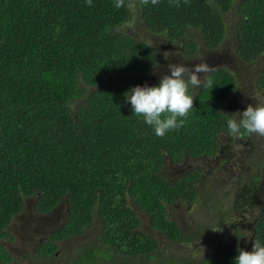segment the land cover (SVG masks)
Masks as SVG:
<instances>
[{"label": "trees", "instance_id": "obj_1", "mask_svg": "<svg viewBox=\"0 0 264 264\" xmlns=\"http://www.w3.org/2000/svg\"><path fill=\"white\" fill-rule=\"evenodd\" d=\"M234 5L235 54L255 63L264 56V0H123L121 7L116 0L91 6L86 0H0L1 240L32 197L39 213L68 204L64 222L37 241V259L53 257L59 242L80 236L93 221L98 239L75 250L71 262L81 251L83 264H93L96 248L121 261L152 256L158 242L136 232L140 219L132 205L171 243H183L187 235L167 205L192 199L193 178L167 180L162 167L166 159L215 150L218 132L227 130L220 108L235 93L236 78L222 66L212 68L201 86L190 88L194 109L183 127L159 137L132 114L124 96L131 83L105 76L147 75L158 60L146 40L152 35L178 42L185 59L196 54L194 29L207 50L219 49ZM133 18L135 34L125 28ZM255 83L264 89V68ZM255 219L254 240L264 242V213ZM221 250L209 263L234 264L238 250L230 256ZM9 260L0 244V261Z\"/></svg>", "mask_w": 264, "mask_h": 264}, {"label": "rangeland", "instance_id": "obj_2", "mask_svg": "<svg viewBox=\"0 0 264 264\" xmlns=\"http://www.w3.org/2000/svg\"><path fill=\"white\" fill-rule=\"evenodd\" d=\"M238 18L239 14L234 5L226 15V39L217 50H207L200 34L194 29L193 37L196 39L198 47L196 54L190 59L182 57L181 46L178 42L165 41L160 35L148 36L146 40L151 44L158 57L156 64L149 73L142 76L108 74L105 76L106 80L119 77L129 81L131 87L145 83L151 85L159 81L161 76L167 74L169 64L179 63L192 67L193 64L203 62L211 69L222 66L228 69L237 81L235 93L223 108L229 113V117L237 116L238 118L236 113L242 112L248 105L264 103V89H259L255 83L259 71L264 68V56L255 63H244L236 56L234 28ZM125 24V28L133 34L139 29L134 18L125 21ZM140 38L143 37L140 36ZM207 77V73L201 75L202 83ZM219 139L221 144L229 145V147H225V152L230 151L233 157L242 158L243 164L240 166H243L245 173L248 172L254 176L261 166L263 167L261 176L264 177V136L254 134L250 136L247 143L245 140L237 143L233 140L228 142L226 136H219ZM190 159L187 158L186 162H191ZM192 164L195 166L198 164L200 166L206 165L199 159H192ZM170 167L171 163L166 159L162 174L164 173L165 176L173 180L175 174H170ZM203 182H205L204 186L198 187V199L193 201V205L190 207H177V204L167 205L169 218L176 221L180 225L181 232L187 235L182 236L183 243H171L163 232L154 228L150 215L137 210L132 205L140 219V226L136 232H144L154 237L158 242L153 257H132L134 260L125 257L121 261L123 257L115 256L114 253L104 251L102 248V250L96 248L93 264H196V261L210 264L209 260L216 257L225 245L226 251H223L222 256H230L234 250L241 248L250 251L254 243V217L264 213V207L262 209L257 203L246 201L247 207L241 209V206H236L238 210L233 208L234 199L242 190H238L236 176L232 173L221 171L215 173V179L212 181ZM255 193L261 194L259 190ZM236 204H239V201H236ZM67 209L68 204L62 201L58 204L57 209L39 215V212L34 210V198H26L24 210L15 215L9 225L11 237L2 240L8 252L13 256L14 264H83L84 256L81 251L78 259L71 262L74 256L73 252L98 239L100 228L96 221H93L80 236L71 237L67 241L59 243V249L53 257L47 259L34 257L33 249L37 241L61 224L65 219ZM234 224L237 225V233L234 232ZM190 234L192 235L190 236ZM197 240L199 244H197ZM10 246L13 247V251ZM214 251L213 255L208 254Z\"/></svg>", "mask_w": 264, "mask_h": 264}, {"label": "clouds", "instance_id": "obj_3", "mask_svg": "<svg viewBox=\"0 0 264 264\" xmlns=\"http://www.w3.org/2000/svg\"><path fill=\"white\" fill-rule=\"evenodd\" d=\"M149 0H145L148 3ZM91 6L93 0H86ZM123 0H116V7H121ZM153 5L160 0H151ZM212 69L206 63L168 65L167 74L161 76L156 85H135L125 93V100L130 103L132 114L143 118L154 134L164 137L170 131L183 127L186 118L193 108L194 95L190 88H198L202 84L201 75ZM237 116H230L226 128L232 136H264V103L248 105ZM28 198V197H26ZM234 264H264V242L254 240L252 249H239L234 257Z\"/></svg>", "mask_w": 264, "mask_h": 264}, {"label": "flooded vegetation", "instance_id": "obj_4", "mask_svg": "<svg viewBox=\"0 0 264 264\" xmlns=\"http://www.w3.org/2000/svg\"><path fill=\"white\" fill-rule=\"evenodd\" d=\"M220 110H222V112L227 117H229V113H227L223 107L220 108ZM219 136L220 137L226 136L228 142L233 140V142H235V143L243 142L244 140H245V143H247L248 139L250 138V136L247 134L239 136V137L232 136L228 133L227 130L223 131V132H218V134H217L218 145L215 148V150L213 152H211L210 154H203L201 156H193V155H187L186 154V156H184L181 161H178V162L177 161L176 162L170 161L171 167H170L169 172H170V174H175L174 179H177L178 177L181 178L183 176H186L188 179L193 178V180L191 182V189H192V194H193L192 199L183 198L181 200L176 201L173 204H177V207H180V206L190 207L191 205H193L192 202L198 199L197 198L198 187L204 186L205 182H203V181H212L213 179H215V173H218L221 171H226V172L232 173V174H234V176H236V180H237L236 186H237L238 190L239 189L242 190L240 193H238L236 195V197L234 199L235 204H234L233 208L236 210H238V208H236V206H241V209L245 208L248 206V203L246 202V201H248V202L257 203V205L260 206V208L262 207V209H263V207H264V177L261 176V170L263 167L260 166L257 174H254V176L250 175L248 172L245 173V169L243 168V166H240V164H243L242 158L241 157H233V155L230 154V151L228 153L225 152V150H224L225 147H229V145L228 144L227 145L221 144ZM187 158L188 159H190V158L199 159V160L205 162L206 165L200 166L198 164L195 166L192 164V159H190L191 162L190 161L186 162ZM163 167H164V165H163ZM163 169H162V172H163ZM163 175L165 176L164 173H163ZM165 177L167 178V180H170V181L172 180L171 178H168L167 176H165ZM251 178H253V179H251ZM222 180H224V179H222ZM258 190L261 193L260 195H257L255 193ZM236 201H239V204H236ZM231 206H232V204H231ZM66 212H65V219H66ZM64 220L61 223H63ZM256 220L257 219H255L253 221V227L255 226ZM233 228L235 230L234 232L237 233V225L236 224H234ZM9 229H10V226H8V230ZM253 234H254V230H253ZM10 237H11V235H10ZM62 242H64V241H62ZM59 243H61V242H59ZM0 244H3L5 246V244L2 242L1 239H0ZM5 248L7 249L6 246H5ZM10 248L13 251V247L10 246ZM215 250H216V248H215ZM7 251H8V249H7ZM224 251H226V245L224 246ZM220 252H222L221 249H220ZM220 252H219V254H220ZM214 253H215V251L212 253H208V254L213 255ZM11 257H12V260H9L6 262L0 261V264H12V263L14 264L13 256L11 255ZM196 264H206V263H204L203 261H197Z\"/></svg>", "mask_w": 264, "mask_h": 264}, {"label": "water", "instance_id": "obj_5", "mask_svg": "<svg viewBox=\"0 0 264 264\" xmlns=\"http://www.w3.org/2000/svg\"><path fill=\"white\" fill-rule=\"evenodd\" d=\"M57 207H58V205L55 207V208H53L52 210H54V209H57ZM35 210V209H34ZM51 210V211H52ZM51 211H49V212H51ZM35 212H37L36 210H35ZM48 213V212H47ZM39 215H41V214H45V213H38Z\"/></svg>", "mask_w": 264, "mask_h": 264}]
</instances>
